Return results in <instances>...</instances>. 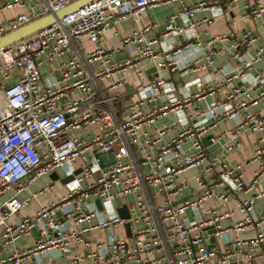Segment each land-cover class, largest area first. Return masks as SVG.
<instances>
[{"label":"built area","instance_id":"2783aa9c","mask_svg":"<svg viewBox=\"0 0 264 264\" xmlns=\"http://www.w3.org/2000/svg\"><path fill=\"white\" fill-rule=\"evenodd\" d=\"M72 1L48 0L38 11L14 16L0 24V36ZM169 1L96 0L0 48V195L14 190L0 203V264L64 255L68 264H264V211L255 205L264 199V112L254 110L264 103V0H176L181 7L160 24L159 36L144 38L158 26L154 22L133 28L117 49L127 56L116 60L104 43L106 30L119 21L137 25L150 8ZM239 2L240 19L263 18L261 30L211 34L210 27ZM17 6L24 1L3 0L0 10ZM82 40L91 47L82 50ZM226 43L235 65L216 60ZM66 52L56 74L41 72ZM104 79L109 83L102 88ZM226 120L233 126L213 134ZM93 127L99 130L92 133ZM172 127L179 129L164 139ZM246 132L255 135V147L231 164L223 152L239 147ZM209 134L211 144L220 145L211 155L203 143ZM108 153L113 161L105 164L100 156ZM199 166L214 168V183L201 171L183 176ZM57 170L72 176L66 194L5 223L50 185L17 195ZM192 182L200 194L176 203ZM230 195L236 205H206L210 214L202 216L203 202L225 204ZM122 206L127 219L118 214ZM225 219L230 225L223 226ZM206 226L215 229L212 247ZM33 228L38 235L31 245L2 254ZM249 229L251 235L239 236ZM104 230L109 234L89 238ZM81 245L82 251L75 249Z\"/></svg>","mask_w":264,"mask_h":264},{"label":"crops","instance_id":"0c3cea01","mask_svg":"<svg viewBox=\"0 0 264 264\" xmlns=\"http://www.w3.org/2000/svg\"><path fill=\"white\" fill-rule=\"evenodd\" d=\"M24 1V6L22 7H13L10 9H4V10H0V24H3L7 21H9L11 18H13L14 16H17L19 14L22 13H26V14H31L34 11H38L40 10L43 6L46 5L48 0H23ZM198 0H185L183 2L184 5H191L193 3H195ZM3 0H0V5L2 4ZM181 7V3L179 1L176 0H171L169 2L163 3L157 7H153L150 8L148 11V14L142 18L137 25H135L134 23H132L131 21H119L117 23L112 24L104 33V43L108 46L109 50H113V56L115 57H120L124 51L122 52H117L118 46L120 44V41L123 37L130 35L131 31L133 30V28L135 27H143L145 25H148L151 22L157 23V27L156 28H152L151 30L147 31L144 35V38L146 40H150L156 36H159V34L161 33V26L160 24L165 20V18L167 16H169L170 14H173L174 12H176L179 8ZM242 2H239L237 7H235L232 11V13H229L228 17H224L221 18L219 20H217L211 27H210V33L211 34H217V33H221V32H232L234 33V37H237L235 35H238L239 32L243 31L244 29H253L256 31H260L261 30V24L263 22V18L260 19H256V20H250V19H240L241 13H242ZM205 13H198L197 17L200 18L202 16H204ZM204 39H206V36H203ZM76 44V43H75ZM77 45L82 49H89L91 47V44L86 41V40H82L79 41V43H77ZM221 52L219 54L216 55V60L219 64L222 65H227V64H231V65H235V60L231 58V51L232 49L230 48V43H226L224 45L220 44V48ZM69 57V52H66L62 55L59 56H55L52 58L51 62L48 64H43L41 66V72L45 75H52V74H56L57 70H59L60 68V63L62 61L67 60V58ZM257 68H262V63L259 62L257 63ZM133 79L135 80V77L132 76ZM134 80H131L130 82V86H129V90H133V86H134ZM109 83L108 79H104L101 80L99 85L102 88H105L107 86V84ZM132 93V92H131ZM0 97H1V93H0ZM255 111H260L261 113L264 112V103L260 104L257 107H254ZM166 119L168 121H172L173 116L170 114L166 117ZM162 123V120H159L156 124H154L153 126H151L149 128V132H151V134L155 133V126H158ZM233 126V121L231 120H226L224 122H221L218 124V127L214 130H212V133L216 134L219 131H221L222 129H229ZM179 127H172L171 129L167 130L165 135H164V139L169 138L170 136H173L177 131H178ZM99 129L96 127L91 128V132H95L98 131ZM256 137L254 134L250 133V132H246L243 133V135L241 136V145L239 147H234L232 150L230 151H226L223 152V154L227 157V159L230 161L231 164H235L238 163L244 159H246L252 149L255 147L256 144ZM210 155L211 153H214V150H212V152H209ZM207 162L204 163L203 166L206 167ZM196 171H201L205 180L208 183H214V168L210 169L209 171H206L204 169V167H197V168H193V169H189L186 172L183 173V176L186 177H191V175H193ZM251 171H252V167L251 166H247L244 167V176L246 179H249L251 176ZM64 177L63 172L61 170H57L56 172L50 174V175H46L43 176L42 178L36 180L34 183H32L31 185L28 186V188L26 190H24L23 192H21L20 194L17 195L18 198H22L25 197L27 195H31L32 193L37 192L42 185L44 184H48L50 185V187L43 193L41 194H37L36 196H34L30 202L25 205L19 213H15L13 214L9 219H7L5 221V223H11L13 222L17 217H21V216H31L33 214H35L42 206L48 205L50 204L52 201H55L57 199H59L60 197H62L63 195L66 194L67 192V186L66 184H63L60 182V178ZM214 189V187H213ZM14 194V190L11 189L3 194L0 195V203H2L4 200H6L7 198H9L10 196H12ZM200 194V189L196 186L195 183L192 182L191 188H189L188 190H186L183 194L182 197H180L179 199L189 196L190 197H194L196 195ZM252 193H248V195H251ZM177 199V200H179ZM201 214L202 216L205 218L207 216H209L210 213H208L206 211V205H236V202L234 200V195H230L228 202H226L225 204H221L219 202H214V200H207L205 202H203L201 204ZM256 205V210L258 212H263L264 211V199H257L255 202ZM222 210H217V212H221ZM236 217H239L238 215ZM223 226H228L230 225V221L228 219H225L222 221ZM4 224L0 223V245H2V237H1V232L3 230ZM253 233L252 229H249L247 231L241 232L239 234V236L241 237H245L248 235H251ZM109 234L108 230H104V231H94L92 232V234L89 236V238L93 239L96 237H103L105 235ZM38 235V230L36 228H33L31 230V232L19 239H17L16 241H14L13 243H10L8 245L4 246V249L2 251V254H9L10 251L15 248V247H24V246H28L31 245L35 238ZM83 246H78L75 249H78L80 251L83 250ZM68 259H69V255H64V256H60L57 257L55 260L51 261L49 259V257L47 256H42L40 257V260L36 263H31L30 259H25V264H68ZM4 264H11L9 262H6Z\"/></svg>","mask_w":264,"mask_h":264},{"label":"water","instance_id":"95a60500","mask_svg":"<svg viewBox=\"0 0 264 264\" xmlns=\"http://www.w3.org/2000/svg\"><path fill=\"white\" fill-rule=\"evenodd\" d=\"M96 0H74L70 3H68L67 5L63 6L62 8L58 9L57 11H50L46 14H43L3 35L0 36V48L3 46H6L8 44H11L17 40H20L22 38H25L27 36H30L32 34H34L35 32L39 31L40 29L58 21L59 19H61L62 17H64L66 14L72 12V11H76L84 6L89 5L90 3L94 2ZM127 56V52H124L120 57H116V60H118V58H122V57H126ZM150 70H153V68H151ZM130 92H133V90H130ZM213 136V134H209L203 137V143L205 146H207V151L208 152H212V150H214V148H217L218 151H220V145L219 143L216 144H211V140L210 138ZM214 154V153H211ZM101 161L105 164H108L110 162L113 161V154L112 153H108L106 155H101L100 156ZM109 158V159H108ZM79 171H76V173H78ZM72 179V176H64L62 178H60V182L63 184H66L69 180ZM189 196L183 197L179 200L176 201L177 202H181L184 199L188 198ZM96 205L98 207V209H101L100 206V201L99 199H96ZM118 214L121 218L127 219L129 218V213L126 209L125 206L119 207L118 209ZM124 226L126 228V233L127 236H130V223L127 221L124 223ZM206 232H204V235L209 234V247L214 246L215 242H216V237L214 236V226H206L203 228Z\"/></svg>","mask_w":264,"mask_h":264},{"label":"rangeland","instance_id":"374dc122","mask_svg":"<svg viewBox=\"0 0 264 264\" xmlns=\"http://www.w3.org/2000/svg\"><path fill=\"white\" fill-rule=\"evenodd\" d=\"M118 231V230H117Z\"/></svg>","mask_w":264,"mask_h":264}]
</instances>
